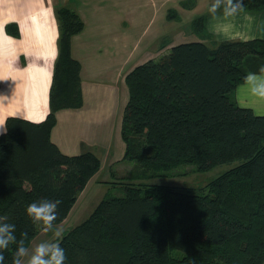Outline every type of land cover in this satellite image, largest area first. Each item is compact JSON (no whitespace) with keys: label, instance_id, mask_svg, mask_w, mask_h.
Masks as SVG:
<instances>
[{"label":"trees","instance_id":"obj_1","mask_svg":"<svg viewBox=\"0 0 264 264\" xmlns=\"http://www.w3.org/2000/svg\"><path fill=\"white\" fill-rule=\"evenodd\" d=\"M243 4L244 12L264 11V0ZM56 16L60 35L48 113L41 122L7 117L0 135V216L16 226L18 240L27 233V247L38 232L25 214L28 204L62 201L55 225L61 224L101 165L90 151L65 155L51 141L57 112L83 106L81 66L71 56V38L83 22L68 8ZM192 25L206 34L204 18ZM6 31L16 34L14 26ZM262 66L264 40L192 41L126 74L123 160L152 176L182 164L201 172L237 164L207 192L138 181L150 174L111 181L124 195L101 200L63 236L58 243L66 264H264V115L234 99L244 77ZM15 248L4 252V264H12Z\"/></svg>","mask_w":264,"mask_h":264},{"label":"crops","instance_id":"obj_2","mask_svg":"<svg viewBox=\"0 0 264 264\" xmlns=\"http://www.w3.org/2000/svg\"><path fill=\"white\" fill-rule=\"evenodd\" d=\"M171 2H176L182 10H194L196 16L192 24L199 18L205 19L206 34L197 33L193 27L182 29L176 35L183 41L180 43L202 41L211 46L223 41L264 40V11H242L227 21L221 16L213 19L208 12L212 0H0V123H5L7 117L31 122L45 119L58 55L57 10L68 8L83 22L82 31L71 38V56L81 66L83 106L58 111L56 125L51 131V141L63 154L90 151L100 159L98 173L89 180L77 201L98 182H107V177L117 170L115 166L126 161L123 160L125 144L120 130L128 101L125 76L130 70L117 74L115 79L113 73L103 79L100 63L104 62V45L114 35L111 31L120 26L126 31L119 33L129 37V29L135 27V21H131L135 19L133 12L137 5L148 7L152 15L158 13L162 5L166 7ZM170 15H178L175 20L180 18L175 8L168 10L166 22L171 19ZM8 25L12 30L14 26L15 35L6 31ZM151 36L149 46L156 51L168 45H163L167 33ZM242 85L234 91L237 105L251 109L256 115H264V102L251 98Z\"/></svg>","mask_w":264,"mask_h":264},{"label":"rangeland","instance_id":"obj_3","mask_svg":"<svg viewBox=\"0 0 264 264\" xmlns=\"http://www.w3.org/2000/svg\"><path fill=\"white\" fill-rule=\"evenodd\" d=\"M162 5L158 13L150 15L149 8L146 6H136L134 8V18L131 22L135 21V27L129 29V37L126 38L125 35L120 33L122 28L118 30L111 31L114 33L110 37V40L104 45V62L100 63V70L102 71V78L105 79L112 73L114 78L117 74L126 73L131 70L136 64L142 61L151 59L158 60L162 55L167 54L170 51V46L183 42L176 36L182 29L191 28L192 20L195 18V12L189 10H182L176 4V2H171ZM177 9L180 18L175 20L176 16H169L166 22V14L169 9ZM172 14V13H171ZM122 15V14H120ZM124 21H127L126 17H121ZM122 24V22H120ZM118 31V34H117ZM120 32V33H119ZM175 32V33H174ZM167 33V37L163 38L167 45L161 50L156 51L149 46L152 38V34H163ZM174 33V34H173ZM121 37H119V36ZM118 36V41H117ZM160 37V38H162ZM88 38L91 41H95L93 36ZM172 44V45H171ZM111 77V76H110ZM112 79V77H111ZM237 162L232 164H221L208 171L201 172L197 169L195 164H182L176 168L169 171L159 173L157 176H152V172H149L145 168H142L138 162L126 160L119 166H115L114 176H108L107 182H98L94 188L88 189L84 194H82L70 215L59 225H55L62 231V238L75 226L81 224L88 216L92 213L95 206L103 199H108L115 196L124 195V190L117 184L110 183L111 181H120L122 177H126L124 180L135 182L136 177L140 178V175H151V177H146L143 179H138V181L147 182L149 184H162V185H172L180 188H187L193 191L202 190V192H207L208 185L214 179L228 171L230 168L235 166ZM37 235L29 244V248L34 247L36 244L42 240L49 238L50 234H45L41 232L39 226H37ZM61 238V239H62ZM60 239V240H61ZM58 240L57 242H59ZM173 256H182L181 252L174 251Z\"/></svg>","mask_w":264,"mask_h":264},{"label":"clouds","instance_id":"obj_4","mask_svg":"<svg viewBox=\"0 0 264 264\" xmlns=\"http://www.w3.org/2000/svg\"><path fill=\"white\" fill-rule=\"evenodd\" d=\"M243 0H212L208 8L213 19L221 16L225 21L243 11ZM243 89L256 101L264 102V66L259 72H249L243 80ZM7 131L5 123H0V135ZM60 200L41 199L28 204L25 214L33 225L39 226L41 232L50 234L34 247L25 244L27 233H22L18 240L16 226L7 223V216H0V264H4V252L10 245H16L12 264H66L65 250L57 242L62 238V231L55 226L58 219L57 209Z\"/></svg>","mask_w":264,"mask_h":264}]
</instances>
